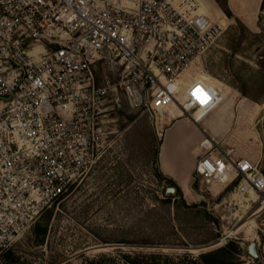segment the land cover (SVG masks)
<instances>
[{"label":"built area","instance_id":"built-area-1","mask_svg":"<svg viewBox=\"0 0 264 264\" xmlns=\"http://www.w3.org/2000/svg\"><path fill=\"white\" fill-rule=\"evenodd\" d=\"M192 0H0V256L95 162L122 92L157 118L213 112L221 91L182 74L223 28ZM100 62L120 80L98 85ZM192 110H194L192 112ZM195 172L264 199V173L202 128Z\"/></svg>","mask_w":264,"mask_h":264},{"label":"rangeland","instance_id":"rangeland-1","mask_svg":"<svg viewBox=\"0 0 264 264\" xmlns=\"http://www.w3.org/2000/svg\"><path fill=\"white\" fill-rule=\"evenodd\" d=\"M192 1L227 25L182 74L184 84L201 79L225 91L200 123L264 173V0H230L229 11L225 0ZM122 75L104 62L94 69L98 85ZM111 99L95 162L3 252L0 264H264V199L254 193L240 202L235 182L209 186L196 172L182 187L159 164L163 131L181 116L157 118L122 92ZM171 163L184 169L178 157ZM172 187L178 190L168 193ZM252 242L258 260L248 252Z\"/></svg>","mask_w":264,"mask_h":264},{"label":"crops","instance_id":"crops-1","mask_svg":"<svg viewBox=\"0 0 264 264\" xmlns=\"http://www.w3.org/2000/svg\"><path fill=\"white\" fill-rule=\"evenodd\" d=\"M228 3L231 5L230 0ZM202 113L200 112L195 118L200 119ZM202 128L212 134L215 132L212 127L209 128L202 123L197 124L184 117L172 119L163 131L159 149L160 168L163 173L174 178L182 187H188L191 184L199 156V143L203 137ZM183 132L186 133L185 137H183ZM172 157H178L183 162L184 169L182 171H179L171 163Z\"/></svg>","mask_w":264,"mask_h":264},{"label":"bare ground","instance_id":"bare-ground-1","mask_svg":"<svg viewBox=\"0 0 264 264\" xmlns=\"http://www.w3.org/2000/svg\"><path fill=\"white\" fill-rule=\"evenodd\" d=\"M175 2H179L180 3V1L181 0H174ZM198 12H203V13H208V11H206V10H197ZM210 14V13H209ZM212 17H214L212 14H210ZM215 18V17H214ZM216 20H218L219 21V23L221 24V26H222V28H223V30L224 29H226V27H227V25H225L224 24V20H222L221 18H215ZM189 78H192V77H189ZM188 78V79H189ZM193 80V79H192ZM181 114V110L177 107V106H175L174 104H172L170 107H169V109H168V114H167V116L166 115H162L163 117H165V118H173V117H175V116H177V115H180ZM161 116V117H162ZM206 115L204 114V113H202L201 115H200V119H198L200 122L202 121L201 119H203L204 117H205ZM197 118H195V115H194V120H196ZM216 184V183H215ZM251 195L252 194H254V192L253 191H251V193H250ZM246 199H248V197H246V196H240L239 197V200H240V202H243L244 200H246ZM262 207V206H261ZM260 207V208H261Z\"/></svg>","mask_w":264,"mask_h":264},{"label":"water","instance_id":"water-1","mask_svg":"<svg viewBox=\"0 0 264 264\" xmlns=\"http://www.w3.org/2000/svg\"><path fill=\"white\" fill-rule=\"evenodd\" d=\"M195 122V121H193ZM196 123V122H195ZM177 191V188L176 187H172V188H169L167 190V192H176ZM248 252L251 256H253L255 259H259L260 258V255H259V252H258V245L256 242H252L250 243L249 245V248H248Z\"/></svg>","mask_w":264,"mask_h":264},{"label":"trees","instance_id":"trees-1","mask_svg":"<svg viewBox=\"0 0 264 264\" xmlns=\"http://www.w3.org/2000/svg\"><path fill=\"white\" fill-rule=\"evenodd\" d=\"M217 1L220 2V4H221V1L220 0H217ZM221 5L223 6V8L225 10L229 11V9L227 8L228 7V0H225V4H221ZM228 13L230 14V12H228ZM177 190H178V188H177ZM210 253H212V252H210Z\"/></svg>","mask_w":264,"mask_h":264}]
</instances>
